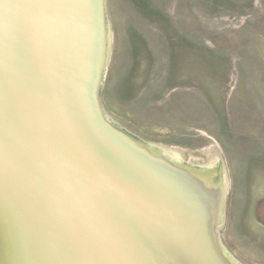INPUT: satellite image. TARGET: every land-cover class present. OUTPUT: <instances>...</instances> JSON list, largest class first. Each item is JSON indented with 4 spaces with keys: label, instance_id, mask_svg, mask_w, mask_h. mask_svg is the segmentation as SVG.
<instances>
[{
    "label": "water",
    "instance_id": "obj_1",
    "mask_svg": "<svg viewBox=\"0 0 264 264\" xmlns=\"http://www.w3.org/2000/svg\"><path fill=\"white\" fill-rule=\"evenodd\" d=\"M104 0H0V264H232L220 192L108 121Z\"/></svg>",
    "mask_w": 264,
    "mask_h": 264
},
{
    "label": "rangeland",
    "instance_id": "obj_2",
    "mask_svg": "<svg viewBox=\"0 0 264 264\" xmlns=\"http://www.w3.org/2000/svg\"><path fill=\"white\" fill-rule=\"evenodd\" d=\"M105 117L220 192L232 264H264V0H104Z\"/></svg>",
    "mask_w": 264,
    "mask_h": 264
}]
</instances>
